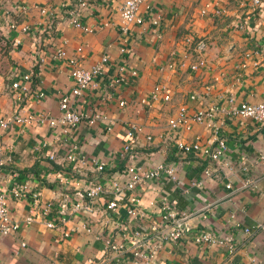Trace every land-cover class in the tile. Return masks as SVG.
<instances>
[{
  "label": "crops",
  "instance_id": "obj_1",
  "mask_svg": "<svg viewBox=\"0 0 264 264\" xmlns=\"http://www.w3.org/2000/svg\"><path fill=\"white\" fill-rule=\"evenodd\" d=\"M86 1L88 7L79 21L92 27V33L74 28L67 21L66 11L75 6L74 0H0V116L15 111L58 115L61 95L73 85L70 57H75L76 66L89 67L108 52L110 62L104 66L97 86L87 87L73 101L76 111L87 117L94 114L101 117L95 118L93 124L81 122L71 130V136L82 154L105 162L103 173L111 172L118 180L122 178L117 172L128 165L149 168L160 161L173 165L181 182L179 187L161 176L134 190L140 208L155 224L160 217L149 202L162 192L168 194L179 211L189 213L187 223L191 233L164 243L158 251L159 263L264 264V128L248 117L225 118L219 133L228 145L224 156L233 171L228 173L211 165V176L205 177L204 184L198 187L191 186V182L201 178L207 161L182 154L176 148V141L198 138L204 143L212 142L211 126L218 124L220 116L209 123H193L189 130L181 126L172 129L168 125L169 118L174 117L181 105H186L189 111L214 103L221 105L230 93L238 101L263 98L264 0L249 19L246 17L250 13V0H219L226 10L220 16L211 10L201 12L206 2L216 0H146L141 6L142 24L132 26L126 35L130 55L119 52L122 45L119 9L124 0ZM42 8L48 9L52 16L42 13ZM153 17L155 23L151 21ZM20 25H27L28 30L20 31ZM198 38L207 44L204 51L207 66L197 70L167 67L168 63L181 60L185 64L194 61V43ZM256 45L262 48V54L245 57V51ZM59 47L66 55L56 58L54 52ZM78 47L82 48L80 52ZM243 61L246 63L240 67ZM117 63H124L136 75L124 84L108 86V78L115 73ZM25 74L29 76L27 79L23 78ZM14 80L24 83L27 91L12 89L10 84ZM158 82L164 83L170 100L160 98L152 104L143 101ZM39 92L44 95L38 96ZM120 101L126 104L120 106ZM130 122L138 125L140 131L133 148L122 152ZM61 136L58 128L45 125L15 124L0 129L3 163L0 187L25 181L30 190L40 192L43 201L51 204L57 225L47 228L37 215L30 225H22L16 233L0 234V264H88V259L105 260L104 264H108L109 256L102 241L79 227L84 216L70 214L62 225L57 220L60 208L68 211L71 201L84 196L88 184L102 181L105 175L92 165L78 164L72 173L70 163L63 160ZM54 147L58 152L55 161H51L46 158L47 151ZM242 165L245 170L240 168ZM12 172L16 173L15 177L11 176ZM61 176L67 183L60 182ZM246 177L254 179L257 185L244 186ZM228 182L232 184L229 189L225 186ZM109 195L97 199L92 218L96 231L114 234L117 227L110 226L111 222L103 227L109 221L104 210ZM126 195L127 192L116 195L120 204ZM29 201L26 196L10 197L8 205L15 217L21 218L27 214ZM118 211L121 219L126 217L124 207L120 206ZM148 218L144 222L150 223ZM130 224L134 226L135 222ZM71 226L78 231L62 238L64 227ZM248 227L250 230L246 232ZM202 229L232 242L233 253L229 255L224 246L195 243L192 233ZM125 258L128 259L127 254Z\"/></svg>",
  "mask_w": 264,
  "mask_h": 264
},
{
  "label": "built area",
  "instance_id": "obj_2",
  "mask_svg": "<svg viewBox=\"0 0 264 264\" xmlns=\"http://www.w3.org/2000/svg\"><path fill=\"white\" fill-rule=\"evenodd\" d=\"M146 0H124L119 9V21H118V31L121 36L122 45L119 48L120 54H131L132 51L128 48L126 43V35L129 29L134 25H140L143 22V16L141 14V6ZM250 13L246 17L249 19L252 17L261 6L262 0H250ZM75 6L69 7L67 9V21L74 28L80 29L85 33H92L93 28L82 24L79 21V17L84 10L87 9L86 0H74ZM216 16L223 15L226 10L219 0L209 1L204 4L201 8L202 13H207L208 11ZM42 13L51 15L48 9L42 8ZM153 23L156 22V18H152ZM105 23V22H104ZM14 26V25H13ZM11 25L10 27L13 28ZM20 31L28 30L27 25H20ZM194 50L196 52L195 60L185 64L184 60L178 63H168L167 67L173 68H185L188 67L190 70H197L199 67L207 66V59L204 56V51L207 46L206 41L202 38H198L195 41ZM82 50L81 47L77 48V52ZM262 48L259 46H254L245 51L244 55L247 58L252 56H260L262 54ZM66 51L59 47L54 52L56 58L64 57ZM71 64L73 66L70 69V75L72 77L73 85L70 87L69 91L63 93L59 102V112L58 115L53 116L43 112L37 113H25L22 114L19 111H15L9 115L0 116V129L6 130L11 128L15 124H26L42 126L45 125L49 128H58L61 133L60 142L61 148H63V160L70 163V170L72 173L76 172L77 168L83 165H92L98 173L103 175V180H96L88 184L84 190V196L80 198H75L69 204L68 211L66 209L60 208L58 210L59 217L57 220L62 224L69 218L70 214H79L84 216L81 226L87 233H94L96 239L101 240L103 243V250L108 254V264H160L158 260V251L163 246L164 243L175 242L183 237H186L191 233V226L187 223L189 218V213L185 211H179L176 208L175 203L169 198L168 194L162 192L159 194L155 201L149 202L152 206L154 205L156 213L160 217L158 223H153L150 221L149 214L140 208L139 199L134 193V190L139 186L143 185L148 181L155 180L158 177H164L165 180L173 183L175 186L179 187L181 185L180 180H178L175 172V168L172 164H165L163 161L156 162L154 166L149 168H143L139 165H128L121 170H117V174L121 176L122 180H118L117 177L106 171L105 162L97 160L93 157H86L85 154L80 152V147L78 142L74 141L71 136V130H73L78 124L85 121L87 124H93L95 118H100L98 114L88 116L83 113L76 111L73 107V101L76 97L80 96L82 92L87 87L95 88L98 81L103 77L104 66L110 62V54L105 52L100 59L90 65L89 67L76 66L75 57H70ZM246 62L240 63V67H244ZM136 75L135 70H129L124 63H117L115 67V73L108 78V86L120 85L126 83L131 77ZM263 78V88L261 94L263 98L260 101H238L233 93H230L226 97L224 104H209L205 107H199V109L194 111H189L186 105H181L176 109L174 117L169 118L168 125L170 128H177L181 126L184 130H189L193 123L199 124L202 121H209L215 117H219V122L216 125L210 124L213 128L214 140L211 142H202L198 138L192 141H176V148L182 154H192L199 159L206 160L207 163L202 169V176L198 180H193L191 186H198L204 184L205 177H210L212 168L211 165L216 166V168L225 170L228 173L233 171V166L228 162L224 155L228 152V145L226 140L220 135L219 128L225 118H251L262 128H264V70L261 73ZM27 74L23 75V78H28ZM218 78L214 77L216 80ZM12 89H18V91L25 92L27 87L24 83H20L14 80L10 84ZM44 92H39L38 96H43ZM191 99H195L196 96L191 95ZM165 99V101L170 100L171 96L167 91L164 83H154L152 85L151 91L148 93L147 97L143 101L148 104H152L153 101L158 99ZM125 101H120L119 105L124 106ZM209 123V122H208ZM140 127L133 122H130L125 131L128 140L122 146V152H127L136 143L138 138V132ZM150 140L151 137L147 136ZM43 147L46 146L45 143H41ZM57 147L52 148L47 151L46 158L51 161H55L57 156ZM262 158V157H260ZM3 163L0 161V166ZM78 164V165H77ZM245 170V166L240 167ZM12 177L16 176L15 172L11 173ZM61 183H67L66 180L61 176L59 177ZM257 182L249 177H246L244 181V186H249L253 184L256 186ZM12 186L0 187V234L9 235L14 234L22 225H30L33 220L39 215L42 218L43 224L47 228L56 227L55 217L51 213V204L45 202L42 199L40 192L35 190H30L28 184L25 181L13 182ZM226 188H231L232 184L228 182ZM121 192H127L126 200L119 203V199L116 195ZM108 200L105 202L104 210L108 216L107 223L103 226L106 227L109 222L112 224L110 226L117 227L115 233L111 231H96L95 221L92 218L94 212L95 202L102 195H107ZM27 197L30 199L29 208L27 214H24L21 218L15 217L11 212L8 202L9 198H20ZM70 198V195H66ZM125 208V215L121 219L119 215V207ZM205 209L208 208V204L204 206ZM149 217V218H148ZM233 215H231V218ZM149 219L150 223L144 222L145 219ZM134 221L135 225L131 226V222ZM250 228H245L248 232ZM78 231L77 227H64L62 231V238L68 237L71 232ZM192 240L197 244L211 243V245L224 246L227 253L231 255L233 253L235 245L212 233L210 230L202 229L198 230L196 233H192ZM21 242V245H24ZM127 254L128 259L125 258ZM111 258L112 261H111ZM105 260L95 262L88 259V264H104Z\"/></svg>",
  "mask_w": 264,
  "mask_h": 264
}]
</instances>
